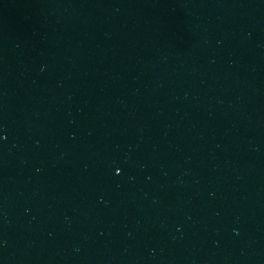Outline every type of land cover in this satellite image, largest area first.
I'll return each instance as SVG.
<instances>
[{
  "label": "water",
  "instance_id": "water-1",
  "mask_svg": "<svg viewBox=\"0 0 264 264\" xmlns=\"http://www.w3.org/2000/svg\"><path fill=\"white\" fill-rule=\"evenodd\" d=\"M71 264H264V87Z\"/></svg>",
  "mask_w": 264,
  "mask_h": 264
}]
</instances>
